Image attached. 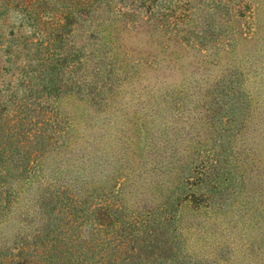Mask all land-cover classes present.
<instances>
[{
  "label": "rangeland",
  "instance_id": "obj_1",
  "mask_svg": "<svg viewBox=\"0 0 264 264\" xmlns=\"http://www.w3.org/2000/svg\"><path fill=\"white\" fill-rule=\"evenodd\" d=\"M23 246L264 264V0H0V254Z\"/></svg>",
  "mask_w": 264,
  "mask_h": 264
},
{
  "label": "trees",
  "instance_id": "obj_2",
  "mask_svg": "<svg viewBox=\"0 0 264 264\" xmlns=\"http://www.w3.org/2000/svg\"><path fill=\"white\" fill-rule=\"evenodd\" d=\"M93 1V0H89ZM72 16V15H71ZM71 16H67L66 19H69ZM73 18V16H72ZM9 175V173H7ZM21 253L17 256V260H14L13 257L8 262H14L16 261L18 264H34V262H38L37 259L33 262V260L30 261L31 258H29V255L27 254L26 248L23 246L20 248ZM44 257V256H43ZM46 258H42L41 260H44ZM7 258H3V256L0 254V264H7ZM39 260V259H38ZM77 261L70 259L68 264H76Z\"/></svg>",
  "mask_w": 264,
  "mask_h": 264
}]
</instances>
